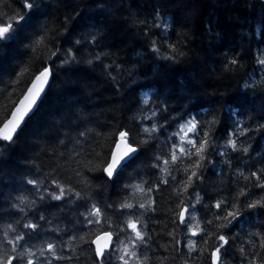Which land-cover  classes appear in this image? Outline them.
I'll list each match as a JSON object with an SVG mask.
<instances>
[{
    "label": "trees",
    "instance_id": "16d2710c",
    "mask_svg": "<svg viewBox=\"0 0 264 264\" xmlns=\"http://www.w3.org/2000/svg\"><path fill=\"white\" fill-rule=\"evenodd\" d=\"M25 11L22 0L0 3V17L5 20ZM29 15L33 20L20 39L0 44V127L45 67L51 68L53 78L18 139L11 144L0 142V224L6 228L12 223L27 234L32 230L23 224L38 223L43 231L37 230L38 239L26 235L27 244L53 241L59 247L72 235L79 238L89 233L82 214L92 203L114 226L119 225L128 218L118 210L119 204L147 200L133 186L156 189L159 185L150 194L155 211L142 217L151 237L148 264H210V252L221 233L229 237L228 264H247L241 246L249 256L255 251L264 260L260 248L264 209L245 208L246 202L264 197V188L251 177L264 168V128L258 127L264 124V66L257 64V55L264 52V0H42V12L34 10ZM158 17L161 27H155ZM164 23L168 24L166 31ZM45 33L47 47L36 46L35 41ZM153 41L160 53L152 51ZM169 45L183 55L176 60L164 58L175 55ZM69 49L76 62L63 64ZM233 57L238 61L235 65L230 63ZM145 94H150L148 105L142 103ZM153 110L156 115L148 119ZM192 117L209 132L215 148L206 152L212 163L205 160L198 170L203 179L193 178L192 186L178 196L175 189L187 178L177 171L181 164L169 165L175 179L166 177L167 184L161 183L165 177L153 165L159 163L157 156L168 158L170 146L178 142L170 134ZM153 124L159 131L142 143V127ZM240 124L248 132L238 136L237 143L248 148L247 154L224 147ZM121 130H127L130 141L139 144L137 159L113 180L99 167L89 171L84 161H91L90 166L106 162ZM29 179L41 181L39 192L44 200L27 183ZM53 180L80 191L84 199H50L45 189L58 191ZM242 191L247 195H240ZM196 192L201 197L197 217L213 223L202 225L207 231L195 239L199 251L190 253L185 246L190 237L178 213L193 202L189 197ZM19 198L35 200L36 205H24L26 214L22 213L11 207ZM237 199L241 218L231 228H218L225 221L215 216L223 215L225 208L222 205L218 210L214 205ZM40 215L45 220H39ZM176 240L181 243L177 245ZM0 244L10 252L3 229ZM73 246L74 253L67 248L62 253L72 255V260L53 264H92L93 254L85 251L88 244L77 239ZM112 264L119 261L113 259Z\"/></svg>",
    "mask_w": 264,
    "mask_h": 264
},
{
    "label": "snow or ice",
    "instance_id": "6c2138e0",
    "mask_svg": "<svg viewBox=\"0 0 264 264\" xmlns=\"http://www.w3.org/2000/svg\"><path fill=\"white\" fill-rule=\"evenodd\" d=\"M0 3H3V0H0ZM22 3L23 8L26 9L24 13H17L9 17L7 20L0 17V44L6 46L10 42L19 40L21 34L30 27L33 20V16L29 15V13H32L34 10L36 12H42V0H22ZM65 19H67V17ZM155 27H161L159 17L157 18ZM163 27L166 31L168 24L164 23ZM46 36V33L41 35L39 39L35 41V45L39 46L41 44H45V47H47L45 43ZM91 40L93 42L95 41V35L91 36ZM76 43L79 44L80 40H77ZM152 43V51L160 53V48L156 46L155 41ZM169 48L172 53H175V55H166L164 58L176 60L177 56L183 55V53L179 51L175 45H169ZM57 51L59 50L57 49ZM51 54L55 56L56 52H52ZM76 59L75 53L69 49L62 63L72 64L73 62H76ZM96 59H99V56H97ZM88 62L91 63L92 61L89 60ZM230 63L235 65L238 61L235 57H233ZM257 64L264 66V52L257 55ZM262 71H264V68H262ZM51 74V69L45 67L40 74L36 76L35 82L26 90L19 106L11 113L10 119L4 122L2 127H0V141L11 144L14 142V139H18L19 132L23 131L21 125L22 123H25V117H29V119H31L29 113L34 116V108L38 110L37 100L40 99V93L44 90L43 85L48 82V77ZM247 86L249 85H246V87ZM149 100L150 94H145L142 103L144 105H148ZM155 115L156 111L153 110L151 116L147 118L151 119ZM211 123H215V121H212ZM204 127H210V125ZM258 127L264 128V124L258 125ZM141 131L145 136L142 143H148L149 139H151L153 134L159 131V129L155 124H153L151 127H142ZM247 132L248 129L244 128L243 124H240L238 129L230 134L224 147L231 148L233 152L242 151L247 154L248 148L241 147L237 143V137L246 135ZM190 133L192 134L191 136L189 135ZM81 135L84 134L81 133ZM170 135L178 137V142L170 146L168 158H161L160 156H157L156 160L159 161V163L154 164L153 167L158 168L163 174V177H165L162 178L161 183L167 184L168 180L166 177L171 176L172 179H175V177L172 176V170L169 168V165H175L177 163L181 164V167L178 168L177 171L184 172L187 178L183 180L180 183V186L175 189L177 195L179 196L192 186L193 178L199 180L203 179L198 170L201 169L205 160H208L209 164L212 163V161L208 159L206 152L209 148H215V142H209V132L204 131L203 128L200 127V122L194 117L181 124L178 131L173 132ZM197 140H199V144L197 143ZM0 147H3V145H0ZM138 149L139 144H136L134 139L130 141V133L127 130H121L118 133V142L114 146V151L109 155L106 162H101L100 164L93 166H90L92 164L91 161H84V163L85 166L88 167L89 171H93L95 167H99L108 178H112L113 176L118 178L119 175L126 170L127 166L133 160L137 159V157L133 154L137 153ZM216 154L223 155L224 153L218 152ZM96 155L100 156L101 153H96ZM193 157H196L197 159H193ZM185 160L190 161V163L185 164ZM261 174H264V168L260 169L258 172H252L251 177L256 179L258 187L264 188V181H261ZM240 175L243 176L244 174L241 172ZM244 178L248 179L249 177ZM27 183L32 185L37 190L39 199L44 200V194L39 192V189L43 186L41 181L38 179H29L27 180ZM52 183L58 191H49L48 189H45V193H47L50 199L60 201L64 200L66 196H74L77 200L84 199L81 192L75 190L71 186L65 187L55 180H53ZM133 187L135 193L141 194L146 197L147 200L146 202L141 201L138 204L126 201L119 204L118 210H120L123 215L128 217L126 220H123L122 224L114 226L113 221L105 216V213L102 212L101 208L95 203H92L87 212L82 214L84 215L85 227L89 228V233L80 235L79 238H77L76 235H72L68 242L61 244L59 247L57 243L53 241H49L46 244L39 246H29L27 244L25 239L26 235L29 239L39 238V232H37V230L40 229V225L38 223H32L30 221L24 223L23 228L32 230V233L27 234L19 232L17 227L12 223H8L6 228L0 224V229H3V235L6 243L11 246L9 252L4 250L3 244H0V264H53L54 261L72 260V255L66 256L62 253L65 248H67L69 252L74 253L75 247L73 246V242L77 239H79L82 244L89 245V248L85 249V251H90L93 254L92 264H112L113 259L118 260L119 264H148L149 257L147 255V250L149 248V241L151 237L147 231V224L143 222L142 217L148 211H155V208L153 207L155 201L150 194L154 190H158L159 185L156 186V189H153L152 187L145 189L142 184H136ZM240 195H247V193L242 191ZM189 200L193 202L191 204L184 205L181 208L178 213V219L179 223L185 226V234H190L192 237H195L207 231V229L202 225L212 224L213 221H201L196 215V204L201 202L199 192L190 196ZM71 202V200L68 201V203ZM180 203L183 204V201H180ZM24 205H27L29 208H33L36 205V201H27L23 198H19L18 203H14L11 207L25 213V207H23ZM222 205L225 208L224 214L216 215L215 219L223 220L225 223L216 225L218 228L228 227L230 224L239 221L240 216L242 215L238 199L236 202L231 204L225 200H221L218 201L214 207L219 210ZM108 207H112V205H109ZM190 208L192 211H189ZM245 208L264 209V197H261V199L253 202H246ZM125 209H127L128 212L124 213L123 210ZM133 209L137 210L133 211ZM139 209H143L144 212H139ZM2 210L3 209H0V211ZM39 220H45V217L40 215ZM93 225L97 227L93 228ZM57 230L58 229H53V231ZM40 231H43V229H40ZM33 233H35V236H33ZM121 234H123V238H121ZM173 239H175V236H173ZM216 239L217 244L214 246L209 255L210 264H228L230 251L226 246L229 245V237L221 233ZM180 243L181 241L176 240L177 245ZM249 243L251 244L252 241H249ZM185 246L190 253L199 251L197 249V241L195 240L187 239ZM260 248L264 250V237H261ZM240 252L243 259L247 261V264H264V260H260L259 258V253L253 251L252 255L249 256L243 246H241ZM76 258L78 259L79 257L77 256Z\"/></svg>",
    "mask_w": 264,
    "mask_h": 264
},
{
    "label": "water",
    "instance_id": "95a60500",
    "mask_svg": "<svg viewBox=\"0 0 264 264\" xmlns=\"http://www.w3.org/2000/svg\"><path fill=\"white\" fill-rule=\"evenodd\" d=\"M48 68H50V67H48ZM50 69H51V68H50ZM39 74H40V73H39ZM39 74H38V75H39ZM38 75H37V76H38ZM35 78H36V77H35ZM35 78L33 79V81L31 82V84H30V86H29L28 88H30V87L32 86V84L35 82ZM52 78H53V75L51 74V75L48 77V82H47L46 84L43 85V89H44V90H43V92L40 93V99L37 100V106H38V107H39L41 101L43 100V98L45 97V95H46L47 92H48V89H49V87H50V85H51V82H52ZM25 93H26V92H25ZM25 93H24V95H25ZM24 95H23L22 98L19 100V102L17 103V105L14 107V109L12 110V112L15 110L16 107L19 106L20 101L23 99ZM36 110H37V109L34 108V111H36ZM12 112H11V113H12ZM29 116L31 117L32 114L29 113ZM10 117H11V114H10V116H9L8 119H10ZM28 119H29V117H25V123L27 122ZM25 123H22V125H21L22 128L24 127ZM1 127H2V126H1ZM19 133H20V132H19ZM14 140H15V139H14ZM0 142H2V143H6V144H9L8 142H4V141H0ZM113 151H114V150H113ZM137 153H138V152H137ZM137 153H134L133 155L136 156ZM105 176H106V174H105ZM106 177H107V176H106ZM115 177H116V176H113L112 178H108V177H107V178H108L109 180H113ZM240 218H241V216H240ZM236 223H237V222H234V223L230 224V228L233 227ZM93 247H94V246H93Z\"/></svg>",
    "mask_w": 264,
    "mask_h": 264
},
{
    "label": "rangeland",
    "instance_id": "374dc122",
    "mask_svg": "<svg viewBox=\"0 0 264 264\" xmlns=\"http://www.w3.org/2000/svg\"><path fill=\"white\" fill-rule=\"evenodd\" d=\"M190 136L192 135L191 133L189 134ZM177 141H178V137H177ZM188 236L190 237V239H192V240H195L196 239V237L197 236H195V237H192L190 234H188Z\"/></svg>",
    "mask_w": 264,
    "mask_h": 264
}]
</instances>
